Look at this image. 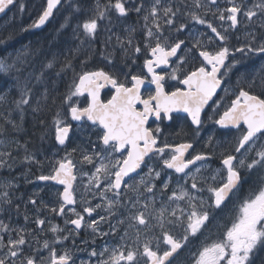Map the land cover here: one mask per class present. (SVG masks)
<instances>
[{"label": "snow or ice", "instance_id": "1", "mask_svg": "<svg viewBox=\"0 0 264 264\" xmlns=\"http://www.w3.org/2000/svg\"><path fill=\"white\" fill-rule=\"evenodd\" d=\"M13 7L24 13L27 5L20 0H0V14ZM64 7V0H45L30 28H41ZM67 8L71 16L79 14L81 18L73 38L88 45L99 39L101 27L111 29L113 17L116 24L132 13L142 17L143 47L134 43V27L127 29L126 37L117 36L116 42L125 53L132 52L133 63L144 55L143 68L150 79L129 71L121 81L119 75L104 68L85 69L74 75L60 98L61 107H67L63 115L60 111L55 113L52 125L56 151L65 154L55 160L49 174L36 177L63 189L57 191L56 205L49 206L35 192L26 203L23 198L17 203L14 197L18 183L14 176L9 175V180L0 185V212L4 214L0 216V264H75L70 251L61 253L57 246L66 248L64 242L69 240L75 245V237L85 228L90 230L92 244L97 238L117 233L121 243L111 249L105 246L99 252L91 247L89 259L82 264H177L192 238L199 239L213 229L233 197H237L238 205L230 223L223 226L218 239L196 252L190 264H264V68L238 78L234 98L227 106L220 102L222 98L214 99L222 87V77L244 58L264 55V0H225L223 6L220 0H151L150 6L143 0H107L103 5L95 0V6L90 0H71ZM102 21L108 23L102 25ZM196 26H203L208 43L218 42L215 50L209 49L199 30L193 33ZM241 27L247 31L246 40L234 50L239 56L233 54L232 61L226 64L230 52L226 42ZM13 35L0 36V44H7ZM110 42L111 35L103 41L105 48ZM178 52L190 53L188 59L198 62L197 66L185 71L187 59ZM98 54L111 63L110 53ZM172 65L175 67L167 72ZM57 67L60 72L74 71L67 58L62 64L53 58L36 72L29 56H0V73L16 77L11 98L9 94L0 95V107H5L0 136H7L9 130L21 133L29 109L33 114L42 111L36 95L56 102L44 69ZM166 77L184 89L165 91ZM146 80L155 86V92L144 98L141 87ZM108 85L115 94L105 102L100 93ZM74 97H85L86 106H77ZM212 106L218 118L208 119L223 131L205 141L210 152L189 153L190 149L194 151L193 143L168 144L162 140L163 129L159 125L149 126L150 118L173 121V113H184L190 127L194 126V135L199 137L205 123L202 113ZM65 117L80 123L73 125ZM40 123L45 121L41 119ZM224 136L234 137V143L217 140ZM74 138L79 143L69 151ZM12 144L24 147L23 162L29 169L39 165L26 144L20 145L15 139ZM217 160L218 167L213 169L211 165ZM15 162L12 151H0V169L7 170L6 174L11 173ZM77 162L91 166L85 173L89 178L84 189L88 196L99 199L92 205L87 197H81L86 202L83 212L89 217L93 213L98 216L87 224L75 207H69L77 203ZM252 177L256 180L249 194L239 197ZM205 191L210 193L207 198L202 195ZM28 205L32 206L31 215ZM45 209L48 214L61 217L66 216L67 210L75 218H66L65 228L52 226L44 215ZM13 214H22L25 224L14 225ZM102 222L107 223L108 231L100 227ZM29 223L34 227H27Z\"/></svg>", "mask_w": 264, "mask_h": 264}, {"label": "trees", "instance_id": "2", "mask_svg": "<svg viewBox=\"0 0 264 264\" xmlns=\"http://www.w3.org/2000/svg\"><path fill=\"white\" fill-rule=\"evenodd\" d=\"M66 1L67 0H64V3ZM99 2L103 5L107 0H99ZM90 3L92 6H95V0H90ZM25 14H27V11H25ZM8 15L0 20V26L4 24ZM69 17H71V19H69L68 23L65 25L66 18ZM28 20H31V18ZM80 20L79 14L73 17L71 16V10L64 7L57 12L52 23L41 32L31 29L30 27H28V31L23 30L26 27L24 23H27L25 15L18 16L11 24L0 29V36L6 35L7 33L14 34L7 44H0V56L11 57L14 54L21 55V53L24 56H29L32 63V70L36 72H39L41 68L48 61L53 60V58H55L58 64H62L65 58H67L71 60L74 69V71L69 70L67 72H60L59 67L55 70L44 69L48 75V79L51 81V95L55 97L56 102L52 103L51 100L46 101L42 105V111L36 114H33L29 109L25 114L23 131L21 133L14 134L9 130L7 136H0V151H4L7 148V150L12 151L14 155H16L15 166L11 173L6 174L7 170L0 169V181L2 183L9 179V175L15 177L19 170H24L21 168L27 167V164L23 162V157L25 155L24 147L17 148L14 146L12 144L13 139L19 141L20 145L26 144L28 152L34 153L36 156H48L49 153L56 149L54 146V128L52 127L53 120L57 111L63 112L67 107V105H64L63 108L61 107L60 98L67 92L75 74L85 69L95 70L104 68L118 75L115 70L110 68L107 61L101 59L102 55L98 54L104 53L105 47L101 35H99L97 41L92 42L89 46L86 45L85 47L79 48V44H75L78 40L73 38V31ZM61 25H65V27L61 28ZM70 37H72V42L69 43ZM70 44L71 51L68 53L66 48L68 49ZM76 48L80 50L76 51ZM111 50L114 54V50ZM115 50L119 55L118 51L120 49L116 46ZM15 79V76H8L0 73V95L9 94V98H11ZM43 91L44 89L41 87L40 92L43 93ZM4 114L5 107H0V119L4 117ZM41 119L45 121L44 124L40 123ZM255 180L256 177H252V179L244 185L241 191V197H245L249 194L250 187L254 185ZM13 218H15V214L12 215L11 219L13 220Z\"/></svg>", "mask_w": 264, "mask_h": 264}, {"label": "flooded vegetation", "instance_id": "3", "mask_svg": "<svg viewBox=\"0 0 264 264\" xmlns=\"http://www.w3.org/2000/svg\"><path fill=\"white\" fill-rule=\"evenodd\" d=\"M220 3L223 6V4L225 3V0L220 1ZM133 17H135V15ZM209 18L213 19L212 17H209ZM135 21H136V17H135ZM215 22L218 23V20H214V23ZM135 23H137V22H135ZM140 26L143 27L142 25H140ZM143 31H141L139 29V25L136 24V31L134 34L137 36V39L135 40V44H140L141 47H143V44H142V41L144 39V37L142 35ZM173 35H175V33H173ZM210 35H211V33H210ZM203 40L207 44L209 49H211V50L216 49L218 43H216L215 41L208 43L206 36H204ZM188 43H189V45H191V41L189 39H188ZM236 43L237 42H234V41H227L226 42V46H228L230 49L229 62L228 63H230L232 61L233 54H235L236 56H239V53H234L235 48L238 47L236 45ZM178 55H185V58L187 59V63L184 66L185 71L189 70V68H191V67L197 66L198 62H194L193 60L188 59V57H190V55H191L190 53H186V54L185 53H179ZM258 58H259V60L264 59V55H252L251 57L244 58L241 61V63L237 64L232 69V71L227 74V76L222 77V80L224 81V88L223 89H225V88L229 89L228 93H226L224 90H222V92L217 96V98H222L220 102L223 104V106H227V104L230 102V100L232 98H234V92L237 89V80H238L240 74L242 75V72L246 69L248 63L256 62V60H258ZM143 62H144V55L141 54L140 57L135 60V63L132 62V66H131L130 71L133 74H142V75L147 77V70L143 68ZM172 67H175V65L170 66L166 71L170 72ZM237 69H239V72H237ZM162 71H163L162 69H157V72H162ZM147 79H150V77H147ZM120 80L124 81L125 79L120 78ZM129 80H130V77H129ZM145 84H147L148 86L142 90L141 96L144 98H147V96L149 94H154L155 88L151 87L150 86L151 84H149L147 82V80H146ZM177 87L180 88L181 90L184 89L183 85H180V84H178L177 81L168 79L166 77L165 91H168V92L174 91V90H176ZM114 93H115V91L112 90L111 88H108L107 90H105L103 92V96H102L103 101L106 102L108 99L111 98V96ZM83 98H85V97H83ZM84 106H86V104H84ZM84 106L82 105V107H84ZM213 107L214 106L209 107L203 116V120L205 121V123H204L202 131L200 132L199 137H196L194 135V133L192 131V128H194V126L190 127V120H187L186 117H183L180 115L174 116V117H176V119L173 121H170V122L168 120H164L163 122H161V121H156L155 119H153V120L149 121V126L154 128V127L159 125L163 129V132L161 133L162 140L168 144H179V143H183V142H191L194 145V151L191 152L192 154L199 153V152H210L211 148L206 147L205 141L208 139L209 136H215L217 131H223V130H219V126L214 125L211 119H208L209 114L213 112V110H212ZM137 108L140 109L142 107H137ZM219 111L222 113L223 107H221L219 109ZM212 117L218 118L215 115H213ZM87 123H89V122H87ZM233 131H235V130H233ZM217 140L218 141L222 140L224 143H229L230 141L232 143H234V137H232V136L217 137ZM218 153H219V149H217V155H218ZM211 167L213 169L217 168L218 167V160L215 163H213L211 165ZM76 172H77V170H76ZM77 180H78V178H77ZM157 183H159V182H157ZM46 184L56 186V185H53L51 183H46ZM62 189L63 188H61V191H62ZM202 194L205 198H207L210 195V193H207L206 191ZM87 196H88V194H87ZM22 198H23V200H25L24 194L22 195ZM87 199L91 200L92 205H95L96 203L99 202V200L93 201L94 199H91L90 196H88ZM233 199H234V197H233ZM233 199H232V201H233ZM231 204H232V202L229 203L228 208L225 209V211L217 217V220L214 223L213 229L210 232H206L203 235V237H205L203 240L204 243H206L207 241L209 243L210 241L218 239L220 233L223 231V226L225 224L230 223L231 217L233 215V211L230 208ZM85 206H86L85 201L79 202V199H77V206H75V208L78 212H80L85 217V224H87V222H89L90 220L98 219V216L96 213H93L92 217H89L87 215V213H84L83 207H85ZM97 212H101V210L97 209ZM101 214H103V213L101 212ZM47 217H48L49 221L51 222L52 226H59L60 228L66 227V225H65V219L66 218H68V217L75 218L73 215H71V212H69L67 210H66V216L65 217H61L58 215L54 216L51 214H48ZM13 220H15V218H13ZM11 221H12V219H11ZM113 222H115L114 219H113ZM67 227L72 228L73 226L67 225ZM100 227L104 231H108L107 223L102 222L100 224ZM49 235H51V233H49ZM119 235L120 234L117 233L115 236H105L102 239L97 238L95 240V244H92L91 243L90 230L85 228V229L81 230L79 236L75 237V239L77 241V243L75 245H73V243L69 240V241L64 242V244L66 245V248L62 247V246H57V247L61 253L65 250L70 251L72 259L75 261V264H82V261H86L89 259V251H90L91 247H95L98 252L101 251L105 246H107L109 249L118 247L119 244L121 243V241L119 240ZM83 241H87V243H82ZM184 250H182V252ZM93 259H95V258H93Z\"/></svg>", "mask_w": 264, "mask_h": 264}, {"label": "rangeland", "instance_id": "4", "mask_svg": "<svg viewBox=\"0 0 264 264\" xmlns=\"http://www.w3.org/2000/svg\"><path fill=\"white\" fill-rule=\"evenodd\" d=\"M220 1H222V0H220ZM20 2L27 5V8H26L27 14H25V12L20 13L17 11L16 8H14L13 9L14 11L12 10L10 12V14L7 16V19L5 20L4 24L2 26H0V29L3 28L4 26H8L9 24H11V22L15 21V19L20 15H25L27 18V23H24L26 25L25 28L30 27L33 24V22L37 19L41 5L44 4L45 0H20ZM69 2H71V1L67 0L65 2V8H67V4ZM143 2L146 4V6H150V4H151V0H143ZM169 2L170 3L176 2V0H169ZM134 15L136 17V21H135V17H133ZM29 18H31V20H28ZM80 22H81V20H80ZM135 22H137V23H135ZM107 23H108V21H102L101 22L102 25H106ZM136 24L139 25V29L141 31L144 30V21H143L142 17L138 16L136 13H132L127 19H122L120 24H116L115 18L113 17V25H112L110 30L105 29L104 27H101V29H100V35L103 37V41L109 35H111V42L108 44L107 48L104 47V52L111 53V55H110L111 63H109V61L107 59H105L104 56H102L101 59L107 61L109 63L110 68L115 70V72L119 75L120 78L125 79V76L123 74L128 73L131 69L132 52L129 51V52L125 53L120 48L119 44H117L116 37L117 36H120L122 38L126 37L128 34L127 29H129V28L134 27L135 31H136ZM216 24L219 25L220 22L218 21V23H216ZM140 25H142L143 27H141ZM76 27H75V29H76ZM197 30H199V35L204 39V31L205 30L203 29V26H196V28L193 29V33L194 34L197 33ZM208 35H210V33H208ZM135 37L137 39L136 35H135ZM246 37H247V31L245 30L244 27H242V28H240L239 32L231 33L228 41L237 42L236 43L237 46H242L246 40ZM135 40H134V43H135ZM189 40L191 41L190 38H189ZM70 42H72V37H70L69 43ZM215 42L218 43L217 41H215ZM75 44L76 45L79 44V48L85 47L86 45H88V44H81L79 42V40ZM65 46H67V45H65ZM116 46L120 49L118 51L119 55L117 54V52L115 50ZM70 49H71V44L69 45L68 49L66 48V50H68V53L70 52ZM111 49L114 50V52H115L114 54H113ZM112 54H113V56H112ZM258 60H259V58H258ZM258 60H256V62L248 63L246 69L242 72V75L240 74L239 78L245 74H254V73L258 72L261 68H264V59L259 60L260 62ZM228 92H226V93H228ZM35 100L39 101L41 103V105H43L46 102L43 99L42 95H36ZM73 100L77 102V106L82 107V105L84 106V104H85V98H83V97H79V98L74 97ZM34 104H35V101H34ZM61 114L63 115V112H61ZM213 115H215L214 112L210 113L209 117L210 116L212 117ZM65 119H66V121H69L70 118L65 117ZM76 143H79L78 138H74L73 144L69 145V151L71 150V147L74 146ZM64 154L65 153L63 151L57 152L55 149L51 153H49L48 156H44V157L36 156L40 162L39 165H32L30 169H29V166L27 165V167L21 168L24 170L18 171L17 176H15L16 181L18 183V188L16 189L18 192L16 191V194L14 197V199L16 200L17 203L21 202V198H22L23 194L25 195V200H23V201H24V203H26L27 198L35 192V193L39 194V197L43 200V202L45 204H47L49 206H55L56 205L57 191L58 190L61 191V188L58 186H52V185H47V184L45 185V183H41L40 181L36 180V177L38 175H41V174H49L52 166L55 163V160L59 159ZM89 168H91L90 165H80L77 162L76 175H77L78 180H76L77 183H76L75 188H76L77 199H79V202L85 201L81 198L82 196L88 198L87 192H85V189H84V185H86L88 182L89 177L85 173L87 172V170ZM29 179L32 180L33 182L28 183ZM7 180H9V179H7ZM9 182H11V181H9ZM3 183L0 181V185H3ZM238 196L241 197V192L238 194ZM91 199H94L93 201L99 200L98 198H92V197H91ZM237 205H238V199H237V197H234L232 204L230 206L231 210L233 211V215H234V211H235V208L237 207ZM27 207L29 209V214L31 215L32 206L28 205ZM3 215H4L3 212H0V216H3ZM44 215L48 216L47 209H45ZM71 215H73V214L71 213ZM42 218H43V216H42ZM47 219H48V217H47ZM231 219H232V217H231ZM11 222L16 226H20V225L25 224L24 217L22 214L19 217L15 216V220H12ZM27 227L32 228V227H34V225L29 223L27 225ZM204 238L205 237H203V236L199 237V239L192 238V242L186 246L185 250L182 252V255L180 256L179 260L177 261V264H190V261L194 257L196 252L198 250H200L205 244L208 243V241L206 243H204V241H203Z\"/></svg>", "mask_w": 264, "mask_h": 264}, {"label": "water", "instance_id": "5", "mask_svg": "<svg viewBox=\"0 0 264 264\" xmlns=\"http://www.w3.org/2000/svg\"><path fill=\"white\" fill-rule=\"evenodd\" d=\"M15 7H13L10 11H7L6 12V14H0V20L3 18V17H5L8 13H10L13 9H14ZM56 13L57 12H55L54 13V16L53 17H51L50 19H49V21L48 22H46V24L44 25V26H42L41 28H38V29H36V31H39V32H41V31H43L44 29H46L51 23H52V21L54 20V18H55V16H56ZM178 54H179V52H178ZM173 59H175V58H173ZM229 62V58H228V60L226 61V64ZM224 69H222L221 71H223ZM148 85L147 84H144L142 87H141V92H142V90L144 89V88H146ZM151 87H153V88H155V86L154 85H150ZM108 88H111V86L110 85H108V86H105L104 88H102L101 89V93H100V95H101V99H102V96H103V92L105 91V90H107ZM183 88H184V86H183ZM223 88H224V81H223V83H222V87H221V89H218V91H217V96L222 92V90H223ZM112 90H114L113 88H111ZM115 91V90H114ZM115 94V93H114ZM217 96L216 97H214V99H216L217 98ZM103 100V99H102ZM137 107H142V105H137ZM209 108V107H208ZM208 108H206L205 109V112L208 110ZM204 114L205 113H202V119H203V116H204ZM178 115H180V116H183V117H186V114H184V113H173V116H178ZM154 118H150V120L149 121H151V120H153ZM72 122V124L73 125H76L77 123H80V122H75V121H71ZM170 122V121H169ZM90 123V122H89ZM193 151V149H190L189 150V153H191ZM74 171L76 172V169H74ZM134 175V174H133ZM41 183H51V184H53L52 182H42V181H40ZM53 185H55V184H53ZM56 186H58V187H61V188H63V186H61V185H56ZM76 186V181L74 182V187ZM77 205V203L75 204V205H73V206H69V207H75Z\"/></svg>", "mask_w": 264, "mask_h": 264}]
</instances>
